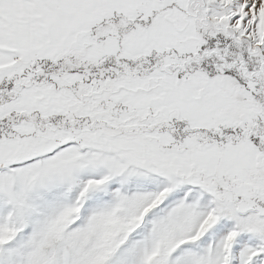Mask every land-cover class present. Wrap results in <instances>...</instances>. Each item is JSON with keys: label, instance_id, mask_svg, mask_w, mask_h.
<instances>
[{"label": "snow or ice", "instance_id": "6c2138e0", "mask_svg": "<svg viewBox=\"0 0 264 264\" xmlns=\"http://www.w3.org/2000/svg\"><path fill=\"white\" fill-rule=\"evenodd\" d=\"M0 264H264V0H0Z\"/></svg>", "mask_w": 264, "mask_h": 264}]
</instances>
